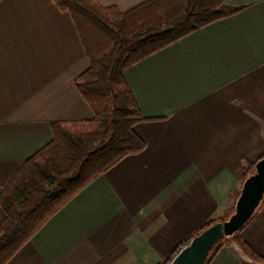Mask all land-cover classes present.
I'll use <instances>...</instances> for the list:
<instances>
[{"label":"crops","instance_id":"0c3cea01","mask_svg":"<svg viewBox=\"0 0 264 264\" xmlns=\"http://www.w3.org/2000/svg\"><path fill=\"white\" fill-rule=\"evenodd\" d=\"M148 1L96 3L126 13ZM223 2L241 10L123 71L145 120L133 127L144 149L76 194L7 264H166L233 213L264 157V0ZM89 66L54 0H0V194L52 141L51 124L93 119L76 87ZM209 257L264 264V202Z\"/></svg>","mask_w":264,"mask_h":264},{"label":"trees","instance_id":"16d2710c","mask_svg":"<svg viewBox=\"0 0 264 264\" xmlns=\"http://www.w3.org/2000/svg\"><path fill=\"white\" fill-rule=\"evenodd\" d=\"M54 2L71 16L82 40L85 32L97 47L92 56L84 41L90 66L76 81L93 119L51 124L52 141L23 163L1 192L5 218L0 224V264H7L52 215L96 178L144 149L133 127L145 120L122 77L123 71L241 10L226 6L223 0H150L126 13L101 8L96 0ZM229 239L219 243L210 255ZM248 254L256 262L261 260L254 253Z\"/></svg>","mask_w":264,"mask_h":264},{"label":"water","instance_id":"95a60500","mask_svg":"<svg viewBox=\"0 0 264 264\" xmlns=\"http://www.w3.org/2000/svg\"><path fill=\"white\" fill-rule=\"evenodd\" d=\"M264 200V157L254 165L244 180L233 213L192 238L168 264H206L211 251L222 241L233 237L252 218Z\"/></svg>","mask_w":264,"mask_h":264},{"label":"rangeland","instance_id":"374dc122","mask_svg":"<svg viewBox=\"0 0 264 264\" xmlns=\"http://www.w3.org/2000/svg\"><path fill=\"white\" fill-rule=\"evenodd\" d=\"M95 38H99V39L102 40V38L98 37L97 35H95ZM83 39H84V41L86 43L87 49L90 52V54L92 56H95L97 47L94 45L93 41L90 40L88 34H86L85 32H83ZM254 262L256 263V261H254Z\"/></svg>","mask_w":264,"mask_h":264}]
</instances>
